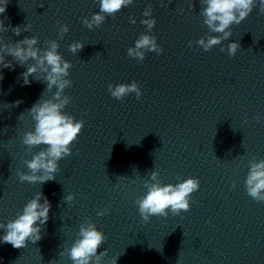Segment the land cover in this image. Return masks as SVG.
<instances>
[{
  "label": "clouds",
  "instance_id": "clouds-1",
  "mask_svg": "<svg viewBox=\"0 0 264 264\" xmlns=\"http://www.w3.org/2000/svg\"><path fill=\"white\" fill-rule=\"evenodd\" d=\"M6 3L7 0L0 5V14L6 11ZM170 3L172 0H167V4L162 6H168ZM200 3L202 5L200 16L203 17V23L210 33L219 34H209L195 41L199 47L208 52L232 36L231 26L239 25L244 21L256 7L257 0H200ZM258 3L260 15L264 16V0H258ZM133 4L134 0H99V12L93 14L91 19L83 18L82 23L92 30L101 26L106 17H114L122 8ZM191 7L194 8V4ZM142 16L146 18L140 22L146 25L148 32L151 33L157 23L153 17L151 4H148ZM129 23L135 24V18H129ZM30 29L31 25L27 24L23 28L17 26L12 31L19 36L22 31L28 32ZM8 30L3 21H0V33ZM57 31L59 38L63 39L64 35L69 32V27L57 21ZM38 44V36L25 37L14 43H0V65L3 68H14L12 61H6V56H11L18 64L27 65V70L22 73L25 85L31 83L29 77L35 78V74L39 72L42 74L41 78L35 79L46 83L44 93L52 92L53 88L56 89L51 98H44L43 93L41 98L27 111L35 125L34 130L27 131L22 136V143L27 146L26 151L30 152L40 145L46 147L34 153L32 159L23 161L28 169L27 172L17 170V176L21 182L42 185L54 180L55 174L60 171L58 162L72 155V145L82 132L85 122L77 121L72 115L64 112L65 107L72 100L71 96L64 94L65 89L73 85V81L68 79L70 69L73 67L72 63L65 60L58 52L60 45L57 40H46L44 48L38 47ZM192 44V41L188 42L189 47ZM84 45L80 41H75L68 48L70 52L77 54ZM239 49L238 42H231L227 45V49L221 47L220 51H227L230 57H234ZM163 51L155 35L141 33L135 41V46L127 49V55L140 63L144 61L146 52H155L159 55ZM29 61H34V63H29ZM0 79H3L2 75ZM108 91L116 100H123L131 93H135L137 99L142 96L141 86L136 81L109 84ZM21 102L16 101L15 106ZM256 119L259 120V116ZM178 180L181 182L175 185H162L159 172L150 171V178L143 182L147 191L135 201L139 215L144 222H148L153 216L167 217L169 212L173 216H178L182 211L188 212L191 209V195L199 190L200 181L195 177L187 179L178 177ZM232 187H236L235 183ZM245 189L253 200L264 202V159L254 158L249 161ZM74 198V194H68L63 199L64 202L71 203ZM50 208L51 204L43 193H37L25 204L22 212L18 213L15 219L9 220L6 225L0 223V229H4L6 233L0 239L17 249L26 247L28 241L33 244L37 243L42 239V226L46 225L49 219ZM109 214L110 206L97 212L100 217ZM106 240V235L98 230L96 224L91 220H86L80 225L77 239L72 246L61 251L60 256L67 255L73 264H102L104 257L107 256V249L99 253L98 249ZM117 259L118 257L113 258L111 264H117ZM50 264H53V261Z\"/></svg>",
  "mask_w": 264,
  "mask_h": 264
}]
</instances>
